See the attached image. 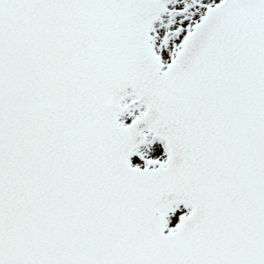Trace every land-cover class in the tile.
Returning <instances> with one entry per match:
<instances>
[{"label": "snow or ice", "instance_id": "1", "mask_svg": "<svg viewBox=\"0 0 264 264\" xmlns=\"http://www.w3.org/2000/svg\"><path fill=\"white\" fill-rule=\"evenodd\" d=\"M0 264H264V0H0Z\"/></svg>", "mask_w": 264, "mask_h": 264}]
</instances>
